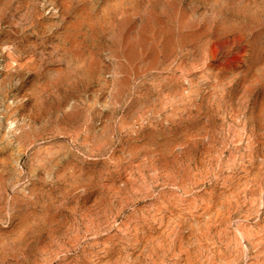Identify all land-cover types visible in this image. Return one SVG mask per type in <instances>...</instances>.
Listing matches in <instances>:
<instances>
[{
    "label": "rangeland",
    "instance_id": "1",
    "mask_svg": "<svg viewBox=\"0 0 264 264\" xmlns=\"http://www.w3.org/2000/svg\"><path fill=\"white\" fill-rule=\"evenodd\" d=\"M0 264H264V0H0Z\"/></svg>",
    "mask_w": 264,
    "mask_h": 264
}]
</instances>
